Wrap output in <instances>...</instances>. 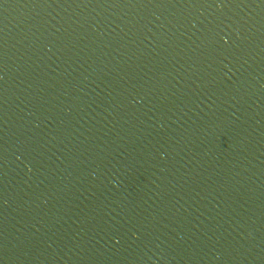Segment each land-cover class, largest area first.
Listing matches in <instances>:
<instances>
[{"label":"water","instance_id":"95a60500","mask_svg":"<svg viewBox=\"0 0 264 264\" xmlns=\"http://www.w3.org/2000/svg\"><path fill=\"white\" fill-rule=\"evenodd\" d=\"M0 264H264V0H0Z\"/></svg>","mask_w":264,"mask_h":264}]
</instances>
